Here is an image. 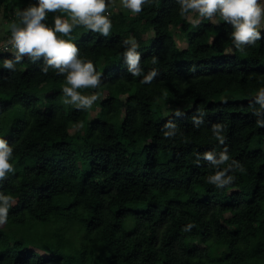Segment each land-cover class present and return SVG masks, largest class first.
<instances>
[{
  "label": "trees",
  "instance_id": "16d2710c",
  "mask_svg": "<svg viewBox=\"0 0 264 264\" xmlns=\"http://www.w3.org/2000/svg\"><path fill=\"white\" fill-rule=\"evenodd\" d=\"M35 3L0 0V12L10 22ZM108 11L109 37L83 27L71 34L81 58L103 73L99 89L83 90L100 94L87 111L63 103L65 77L45 75L42 60L5 70L10 32L0 31V138L13 146L16 168L0 184L16 201L0 228V264H264V127L253 115L264 39L241 53L230 25L193 28L176 0H153L138 15L117 2ZM130 37L144 74L159 72L150 84L127 71ZM197 109L206 113L199 128ZM167 120L182 135L165 139ZM216 123L225 145L212 135ZM224 147L245 171L218 189L196 153Z\"/></svg>",
  "mask_w": 264,
  "mask_h": 264
},
{
  "label": "clouds",
  "instance_id": "9594fccd",
  "mask_svg": "<svg viewBox=\"0 0 264 264\" xmlns=\"http://www.w3.org/2000/svg\"><path fill=\"white\" fill-rule=\"evenodd\" d=\"M152 2L153 0H120V6L128 9L133 15H138L145 5L150 6ZM176 2L179 5V15L193 28L199 27L204 21L216 25L221 22L230 25L232 44L241 53L264 39L261 31L264 29V3L260 0H176ZM115 4L116 0H36L35 4L17 10L15 13L17 19L5 26L10 36L3 47L5 51L11 50L13 58L4 59L3 68L10 72L16 71L17 65L21 64L25 57L34 64L42 60L41 71L45 75L52 69L65 77L62 86L63 103L78 110H90L100 99V94L96 91L84 94L83 90L99 89L103 73L96 70L91 60L81 58L80 49L72 41L71 34L76 28L83 27L103 37H109L113 25L108 9ZM50 13H59L54 16L52 25L45 23ZM123 44L125 49L122 57L128 73L133 77L142 76L141 84H150L159 75L158 70L153 68L144 74L137 41L130 37L125 39ZM152 64H157L156 57H153ZM253 99L259 105V108L253 107V115L257 117V125L264 127V87L255 92ZM172 114L176 117L185 115L181 109L173 110ZM205 115V112L197 109L191 117L194 127L199 128L205 122ZM76 127L79 129L83 125L79 124ZM162 131L165 139L182 135L173 120H167L162 126ZM211 132L219 144L225 145L223 124H213ZM13 157V146L7 139L0 138V184L16 173ZM201 161L207 162L213 169L207 176V183L218 189L234 184L237 178L235 173L245 171L244 165L229 155L227 147L219 153L197 152V166ZM15 203L12 195L0 192V228L8 223L10 209ZM192 227L194 225L189 223L182 230L190 231Z\"/></svg>",
  "mask_w": 264,
  "mask_h": 264
},
{
  "label": "rangeland",
  "instance_id": "374dc122",
  "mask_svg": "<svg viewBox=\"0 0 264 264\" xmlns=\"http://www.w3.org/2000/svg\"><path fill=\"white\" fill-rule=\"evenodd\" d=\"M116 2L119 4L120 3V0H116ZM29 3H31V1H29ZM263 3H264V0H263ZM16 16L13 17L12 21L16 20ZM10 21V22H12ZM8 22L2 15V13L0 12V31L4 33V30H5V26L10 23Z\"/></svg>",
  "mask_w": 264,
  "mask_h": 264
}]
</instances>
